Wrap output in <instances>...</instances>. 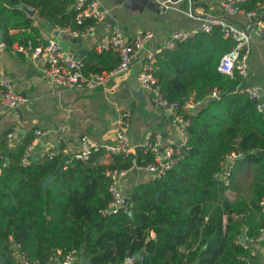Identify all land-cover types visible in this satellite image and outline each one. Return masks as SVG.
Listing matches in <instances>:
<instances>
[{"label": "trees", "instance_id": "1", "mask_svg": "<svg viewBox=\"0 0 264 264\" xmlns=\"http://www.w3.org/2000/svg\"><path fill=\"white\" fill-rule=\"evenodd\" d=\"M263 3L246 0L241 7L245 12L256 10L264 21V7H258ZM26 8L55 28H81L74 21L69 0H0L4 49L14 51L13 45L43 41L40 26L34 25ZM260 40L264 44V28ZM233 46L234 41L214 27L157 54L154 76L164 96L180 104L202 102L193 111L183 110L189 120L188 141L174 165L160 177L135 184L127 203L116 213H102L111 199L106 172L128 168L132 155H114L105 162L102 150H91L85 160L72 155L54 174L64 155L63 145L52 146L51 158L22 165L33 130L14 147L8 146L6 133H1L2 264H19L11 254L14 244L29 264H53L58 251L61 256L73 249H79L91 264L118 263L127 256H135L133 264H244L251 259L250 244L240 239L243 234L256 237L264 228L260 204L264 112L257 111L255 100L244 90H228L243 84L240 76L217 69L222 55ZM83 61L85 73L100 72L116 67L119 56L92 50ZM213 90L219 96L207 98ZM231 152L244 156L232 164L226 184L221 173ZM134 156L138 163L153 160L144 149ZM51 174L53 180L43 187ZM229 192L237 195L231 199Z\"/></svg>", "mask_w": 264, "mask_h": 264}, {"label": "crops", "instance_id": "2", "mask_svg": "<svg viewBox=\"0 0 264 264\" xmlns=\"http://www.w3.org/2000/svg\"><path fill=\"white\" fill-rule=\"evenodd\" d=\"M99 2L105 10V16L94 24L92 31L79 36L82 38L80 43L72 41L78 37L64 32H61L62 35H55L48 31V22L39 19L36 11L29 16L34 19V25L40 26L41 33H49L71 55H80L82 61L95 50L99 38L115 29L126 38L151 31L153 38L144 45L147 50L160 47L175 30L198 27L207 14L226 17L239 27H246L250 22L245 14L230 16L222 13L218 0ZM160 2L166 3L164 9H158ZM0 65L2 70L10 75L14 91L25 97V101L19 106L20 113L8 109L0 100V134H7L14 127L19 129L15 139L7 143L10 147H14L24 134L36 129L45 131V135L37 141L34 155L43 150H53L52 146L58 147L61 144L64 146L63 153L65 151V154L72 156L80 150L82 136H87L95 144L112 143L115 140V124L123 110L128 112L129 142L134 147L135 154L143 149V142L148 135L153 141H157L161 148L176 144L179 140L180 134L171 114L154 105L147 91L143 90L141 98L135 96L134 91L140 88L136 77L139 70L138 60L134 61L124 74L111 79L106 87L92 90L69 89L51 83L43 75L39 65L15 50L4 49L3 44L0 45ZM28 69L30 70L27 73ZM243 84L264 86V44L260 39L253 41L249 55V76L243 80ZM201 102L187 101L189 105L186 109L193 111ZM63 126H66L65 130H62ZM103 160L108 162L111 159ZM148 177L151 176L143 172H129L120 180L124 195L128 197L130 189ZM236 195L237 192L228 193L231 199ZM242 236L241 243L250 244L252 263L264 264V243L252 240L255 237L247 238L244 234ZM150 237H154L153 231L150 232ZM16 262L23 264L18 259Z\"/></svg>", "mask_w": 264, "mask_h": 264}, {"label": "built area", "instance_id": "3", "mask_svg": "<svg viewBox=\"0 0 264 264\" xmlns=\"http://www.w3.org/2000/svg\"><path fill=\"white\" fill-rule=\"evenodd\" d=\"M246 0H218V5L222 13L225 15L245 14L250 22L246 27H239L226 17L213 16L207 14L201 20L196 28H189L183 30H175L164 41V43L157 48L144 49L152 38L151 31L140 32L131 38H126L118 29L99 38L95 44L97 52L112 51L119 56V63L111 70H103L100 72L83 71L84 62L76 59L68 51L63 49L57 40L49 35V33L42 32V42L33 44L28 41L26 45H13V49L28 57L39 65L41 72L45 75L51 83L69 89L76 90H92L106 87L110 80L116 76L124 74L131 66V64L138 60L139 70L137 72V81L140 88L147 91L150 95V101L158 107L164 109L172 116V121L176 124L179 131V142L161 148L157 141H153L151 136H146L143 142V149L150 151L153 155L151 162L138 163L136 160L134 147L129 142V118L128 112L123 110L115 124V140L112 143L95 144L90 141L87 136L80 138L81 148L74 153L78 159L85 160L89 157L91 150L103 151V159H111L114 155L128 156L132 155V163L128 168L111 169L106 172L110 177L109 191L111 199L107 207L102 210L103 214L116 213L124 204L125 197L120 180L129 172H143L151 177L162 176L170 167L174 165L176 160L180 157L188 141L187 127L189 120L184 116L185 110L189 103L180 104L178 101L168 100L154 76V63L156 56L164 48H171L176 42L184 41L193 38L198 32L209 33L214 27H218L225 38H230L234 41L233 48L222 55L217 65V69L231 77L237 74L242 80L249 76V55L254 40L260 39L262 30L264 28V21L257 15V11L253 10L245 12L241 4ZM70 7L74 12V21L81 25L80 29L72 30L68 28H57L58 31L69 34L72 37H79L88 34L94 29V24L101 21L105 16L99 0H69ZM165 2L158 3V9H164ZM264 7V3L258 6ZM31 9V8H29ZM88 21V23H85ZM85 23V24H84ZM249 98L255 100L256 109L258 112H264V86L245 85L243 89ZM219 96L217 90H213L208 98ZM0 100L3 105L10 110L19 107L24 101L25 97L14 91L10 75L2 70L0 65ZM66 126L62 127L65 130ZM19 134V129L14 127L6 134L7 143H11ZM33 140L25 147L21 163L28 165L33 160L34 148L38 140L44 135L45 131L35 130ZM54 150H43L37 155L36 161H42L45 158L54 156ZM65 154V151H64ZM241 154L231 152L226 156V161L223 166L221 177L225 183H228L227 177L230 174L232 164ZM35 161V160H34ZM5 165V162L2 163ZM219 174H215L218 176ZM264 210V196L260 202ZM252 240L264 243V228L259 229V233ZM11 254L15 260H20L23 264H29L26 256L21 252L18 245L11 246ZM84 256L79 249L60 256V252L53 257V264H81ZM135 256H127L123 261L109 264H133ZM244 264H253L251 259L244 260Z\"/></svg>", "mask_w": 264, "mask_h": 264}, {"label": "water", "instance_id": "4", "mask_svg": "<svg viewBox=\"0 0 264 264\" xmlns=\"http://www.w3.org/2000/svg\"><path fill=\"white\" fill-rule=\"evenodd\" d=\"M17 6L20 7L19 4H18ZM26 11H27V13H28L30 16H32V15L35 13V10H33V9H29V8H26ZM47 29H48V31H50V32L52 31L55 35H62V33H61L60 31L54 29L53 26H52L50 23H47ZM81 40H82L81 37H78V38H76V39H75V38L72 39L73 43H80ZM0 45H2L1 35H0ZM73 56H74L76 59H80V57H81L80 55H78V54H76V53H75ZM29 70H30V69H28L27 73L29 72ZM244 87H245V85H244V84H241V85H239L238 87H234V86H232V87H230L228 90H229V91H235L236 89H238V90H243ZM134 94H135V96H137L138 98H141V97L143 96V90H142L141 88H139V89H137V90L134 91ZM212 99H215V97H212ZM13 111H15V112H17V113H20V109H19V107H16ZM23 133H24V132H23ZM178 142H179V140H177L176 143H178ZM43 146H44V144L42 143V147H43ZM139 148H140V147H139ZM136 150H137V149H136ZM257 152H258L257 150H253V153H257ZM260 154L264 156V151H261ZM243 156H244V155H240L239 158H243ZM37 159H38V158H37V155H33V160L36 161ZM70 159H71V155H70V154H68V153L64 154L63 157H62L61 163H59V165H58L57 168L55 169L54 174L57 173V172H59L60 170H62V169L64 168L65 162H67V161L70 160ZM52 180H53V174L48 175V176L46 177V179L43 181L42 186H43V187H46V186H47ZM127 201H128V197L125 196V197L123 198V204H126ZM129 215L131 216L132 214L129 213ZM243 240H244V236H242V241H243ZM2 263H3V260L0 258V264H2ZM81 264H91L90 259H89V258H83L82 261H81Z\"/></svg>", "mask_w": 264, "mask_h": 264}]
</instances>
